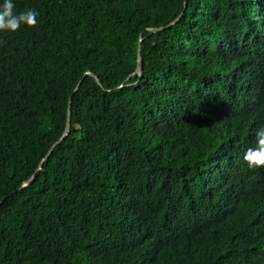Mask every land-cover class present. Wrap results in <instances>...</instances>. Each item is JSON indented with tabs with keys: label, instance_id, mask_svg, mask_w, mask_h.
I'll list each match as a JSON object with an SVG mask.
<instances>
[{
	"label": "trees",
	"instance_id": "obj_1",
	"mask_svg": "<svg viewBox=\"0 0 264 264\" xmlns=\"http://www.w3.org/2000/svg\"><path fill=\"white\" fill-rule=\"evenodd\" d=\"M15 5L39 15L0 31V264H264V166L243 159L264 0Z\"/></svg>",
	"mask_w": 264,
	"mask_h": 264
},
{
	"label": "clouds",
	"instance_id": "obj_2",
	"mask_svg": "<svg viewBox=\"0 0 264 264\" xmlns=\"http://www.w3.org/2000/svg\"><path fill=\"white\" fill-rule=\"evenodd\" d=\"M39 12L34 8L17 11L15 0H0V31L15 32L22 25L35 26ZM254 146L246 149L243 155L249 168L264 166V126L255 131Z\"/></svg>",
	"mask_w": 264,
	"mask_h": 264
},
{
	"label": "water",
	"instance_id": "obj_3",
	"mask_svg": "<svg viewBox=\"0 0 264 264\" xmlns=\"http://www.w3.org/2000/svg\"><path fill=\"white\" fill-rule=\"evenodd\" d=\"M181 17H182V15L177 19V20H175L174 22H172L168 27H171V26H173V25H176L179 21H180V19H181ZM161 30H163V28H159V30H155V29H151V32L153 33V34H156V33H159ZM138 63H139V67H138V69H137V74H139L140 76L142 75V73H143V70H142V68H141V64H142V52H141V45H139V48H138ZM87 75H89V76H91V77H94L98 82H100V80L94 75V74H92V73H90V72H88L87 73ZM85 79V77L82 79V80H80V82L77 84V86H76V88H75V90H74V93L76 92V91H78V89L80 88V86H81V83H82V81ZM73 98V95L71 96V98H70V102H69V108H68V121H67V125H66V129H65V133H64V135L62 136V138L51 148V150H50V153L53 151V149L56 147V145L62 140V139H64V137L66 136V135H68L69 133H70V129H71V113H72V111H71V107H72V99ZM49 153V154H50ZM48 154V155H49Z\"/></svg>",
	"mask_w": 264,
	"mask_h": 264
}]
</instances>
